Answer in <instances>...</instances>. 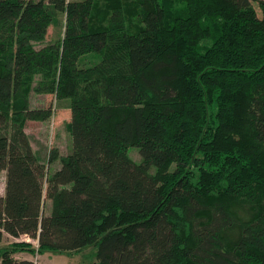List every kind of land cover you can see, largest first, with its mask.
<instances>
[{
	"label": "trees",
	"instance_id": "obj_1",
	"mask_svg": "<svg viewBox=\"0 0 264 264\" xmlns=\"http://www.w3.org/2000/svg\"><path fill=\"white\" fill-rule=\"evenodd\" d=\"M31 94L71 114L50 175L24 129L52 111ZM2 172L0 243L37 247L0 264L87 247L98 264H264V0H0Z\"/></svg>",
	"mask_w": 264,
	"mask_h": 264
},
{
	"label": "rangeland",
	"instance_id": "obj_2",
	"mask_svg": "<svg viewBox=\"0 0 264 264\" xmlns=\"http://www.w3.org/2000/svg\"><path fill=\"white\" fill-rule=\"evenodd\" d=\"M71 2H78L82 0H69ZM258 16H261L260 9L254 5ZM62 27H50L47 36V43H50L58 35L62 33ZM100 61V56L91 53L82 57L78 63L79 68H88L97 64ZM31 109H50L52 111L51 118L45 122H32L26 123L24 132L30 137V144L33 151L40 153L43 163L46 164V169L50 175L56 169L57 163L48 165L47 161L50 156V151L56 150L58 156H67L71 153L72 143L71 137L66 130V124L70 121V112L66 111L64 106L61 107L59 103L51 95H36L31 94L30 97ZM130 158L135 162H140V156L137 149L130 148L128 150ZM56 166V167H55ZM6 178L5 172L0 175V182H4ZM48 206L45 214H48ZM28 239V238H26ZM25 240V239H24ZM30 244L37 247V242L28 240ZM30 255V254H29ZM35 264H98L96 260V250L94 247H87L76 253H58L52 251H45L41 256L36 255L33 257Z\"/></svg>",
	"mask_w": 264,
	"mask_h": 264
},
{
	"label": "crops",
	"instance_id": "obj_3",
	"mask_svg": "<svg viewBox=\"0 0 264 264\" xmlns=\"http://www.w3.org/2000/svg\"><path fill=\"white\" fill-rule=\"evenodd\" d=\"M66 111L70 112L68 109H66ZM56 163H57V165H56L57 167L55 166L56 169H54L53 172L59 168V163L58 162H56ZM53 172H51V173H53ZM5 186H6V179L4 180V182H0V196L1 197L5 196ZM26 238H28V237L27 236H22L19 239H16V238H13V237H11V236H9L7 234H4L3 240L0 243V249H4V248H6L7 246H9L10 244H13V243H19V242L30 243L28 241L30 238H28V239H26ZM13 257L16 260H19V261H32L33 262V259H34L33 256H31V255H29L27 253L16 254Z\"/></svg>",
	"mask_w": 264,
	"mask_h": 264
}]
</instances>
